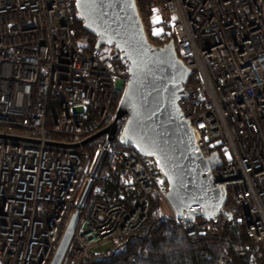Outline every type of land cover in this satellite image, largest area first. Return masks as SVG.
I'll return each instance as SVG.
<instances>
[{"label": "built area", "instance_id": "1", "mask_svg": "<svg viewBox=\"0 0 264 264\" xmlns=\"http://www.w3.org/2000/svg\"><path fill=\"white\" fill-rule=\"evenodd\" d=\"M135 4L147 41L174 48L194 70L180 113L198 157L212 159L210 193L228 196L218 215L197 207L193 220L179 218L186 234L221 240L223 215L248 218L252 244L238 255L257 253L264 243V0ZM98 41L76 0H0V134L39 141L0 137V264H51L87 185L63 263L95 264L98 247L145 226L155 191L166 200L168 183L153 157L115 149L116 140L105 146L106 136L79 148L48 144L80 143L115 119L130 62ZM218 264L234 262L223 256Z\"/></svg>", "mask_w": 264, "mask_h": 264}, {"label": "water", "instance_id": "2", "mask_svg": "<svg viewBox=\"0 0 264 264\" xmlns=\"http://www.w3.org/2000/svg\"><path fill=\"white\" fill-rule=\"evenodd\" d=\"M76 7L84 28L99 36L98 44L114 45L128 58L132 79L115 119L106 128L80 143L50 141L48 144L79 148L106 136L105 146H108L118 139L139 154L153 157L160 165L168 183L165 197L177 218L193 220L199 213L197 207L204 216L218 215L227 201V192H219L216 197L210 193L212 178L206 172L212 159L198 157L195 132L191 123L182 118L178 104L183 85L194 70L187 67L174 48H158L147 41L135 0H76ZM0 137L39 142L13 135L0 134ZM88 188L89 185L68 222L51 264L64 261Z\"/></svg>", "mask_w": 264, "mask_h": 264}, {"label": "trees", "instance_id": "3", "mask_svg": "<svg viewBox=\"0 0 264 264\" xmlns=\"http://www.w3.org/2000/svg\"><path fill=\"white\" fill-rule=\"evenodd\" d=\"M54 113L55 110L51 115ZM113 146L140 155L134 147L118 139ZM163 202L162 195L155 191L149 200L145 226L101 251L97 248L95 264H218L223 256L231 258L234 264H264V243L257 253H249L246 257L238 255L239 249L252 244L246 230L248 218L237 222L223 215L221 240L194 241L186 234L187 221L163 213Z\"/></svg>", "mask_w": 264, "mask_h": 264}, {"label": "rangeland", "instance_id": "4", "mask_svg": "<svg viewBox=\"0 0 264 264\" xmlns=\"http://www.w3.org/2000/svg\"><path fill=\"white\" fill-rule=\"evenodd\" d=\"M151 20H153L154 22H156V21L159 20V16L158 15H154V16L151 17ZM162 208H163V210H162L163 213H165L167 215H174L172 209L170 208V206H169V204H168V202L166 200L163 202ZM109 246H110V244H109ZM105 247L106 246H104V247H98V251H101V250L105 249ZM65 260H66V258H65Z\"/></svg>", "mask_w": 264, "mask_h": 264}]
</instances>
